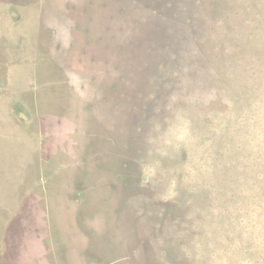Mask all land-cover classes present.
Masks as SVG:
<instances>
[{
	"label": "rangeland",
	"instance_id": "obj_1",
	"mask_svg": "<svg viewBox=\"0 0 264 264\" xmlns=\"http://www.w3.org/2000/svg\"><path fill=\"white\" fill-rule=\"evenodd\" d=\"M6 1L23 26L0 41V264L64 263L21 230L32 214L9 244L48 182L65 263L264 264V0Z\"/></svg>",
	"mask_w": 264,
	"mask_h": 264
},
{
	"label": "water",
	"instance_id": "obj_2",
	"mask_svg": "<svg viewBox=\"0 0 264 264\" xmlns=\"http://www.w3.org/2000/svg\"><path fill=\"white\" fill-rule=\"evenodd\" d=\"M66 1L67 0H48V1H46V3H43L44 4L43 9H45V10L53 9L52 12H55L58 5H61V4L63 5ZM52 21L54 23H52ZM64 22H66V21H64ZM41 23L45 26H48L49 23H50V25H56V26H59L60 24L61 25L65 24V23L59 22L58 18L56 17V14L54 15V17H44V20L41 19ZM37 68L39 70H41L42 65L38 64ZM33 93L35 95L34 102H32V103H35L33 106V109L36 108L39 111V114H40V112H43V114H45L48 107L50 106V104L48 103L50 101H48L46 103L43 102L42 96H40L38 88H37V90H35L31 93V96L33 95ZM36 93H38V95ZM78 95L79 94L75 95V98L73 99V100H75V102L74 101L72 102L73 105H74V103L79 105V103L81 102V99ZM50 96H51V92H49L48 98ZM40 116H43V115L40 114ZM30 165H31V163L27 166V171L30 168ZM56 186H57L56 184H54L52 182H48L46 187L44 185L43 187L41 186L39 189H35L34 191H32L30 193V196L28 197L27 205L29 206V208L26 210H23L25 205L23 206V208H22L23 212H22V214H20V219H19V222H22L24 220V217H23L24 212L34 215L33 220L27 219L20 224L22 226L21 230L23 228L25 229L29 226H32V227L37 226L38 227L37 231L42 232L43 235H46L47 238L49 237L47 244H48V246H50L51 249L58 248L59 247L58 245H60V244H62L63 246L67 245V243L64 242V238L62 240V235L65 236V233H63V234L61 233V230H62L61 223L58 224V219L60 221L61 220L60 217H62V215L59 213V211H57L56 209H53L51 207L50 202L52 201V197L49 194H47V192L53 193ZM56 221H57V223H56ZM16 223H18V222L17 221L13 222L12 227L14 228V230L13 229L11 230L13 234H11L12 238L10 237L11 239L9 240V244L11 245L10 247L14 246L15 249H16V245L18 246V243H19L18 241L15 242V240L17 239V232L16 231H18V230L20 231V225L17 226ZM55 226L59 227V230L61 233V237H59L58 242L55 240H53V241L50 240V235L53 233ZM31 229L32 228H30V230ZM40 245L42 247L43 244H40ZM67 246H68L67 256H65V257H70L72 255V252H73L72 251L73 246H71V248H70L69 244ZM71 258H72V256H71ZM42 264H45V263H42ZM62 264H72V263H65L64 262Z\"/></svg>",
	"mask_w": 264,
	"mask_h": 264
},
{
	"label": "trees",
	"instance_id": "obj_3",
	"mask_svg": "<svg viewBox=\"0 0 264 264\" xmlns=\"http://www.w3.org/2000/svg\"><path fill=\"white\" fill-rule=\"evenodd\" d=\"M93 0H67L63 5H65V4H67L66 6L68 7V9H71V11L73 12L77 7H78V5L80 6L79 8H84L85 7V11L86 12H88L87 10L89 9V5H90V3L92 2ZM104 1V0H103ZM106 1V0H105ZM108 1L109 0H107V4L104 2V4H103V7L104 6H106L105 8H107L108 7ZM126 1H128V0H125V3H126ZM123 4V0H116V4H117V7H119V8H117L118 9V15L121 17V18H123L124 16H126V17H128V15L130 14V12H128V9L126 8V4ZM149 4V3H148ZM58 5V4H57ZM151 5V6H150ZM59 6V5H58ZM86 8H88V9H86ZM151 8H152V4H149V5H147V6H145V9L146 10H151ZM74 9V10H73ZM160 8H157V11L159 10ZM66 11V10H65ZM69 11V10H68ZM85 12V13H86ZM135 12H136V15L138 14V10L136 9V7H135ZM81 13H82V11H81ZM116 13V12H115ZM85 15H87V14H85ZM116 15V14H115ZM134 15V14H133ZM113 17H114V15L113 14H110V17H109V20H110V22H108V23H106V28L107 29H109V28H111V25L113 24V22H112V19H113ZM116 17H117V15H116ZM135 17V16H134ZM130 19H132L133 18V16H131V17H129ZM123 20V19H122ZM117 21V20H116ZM136 23H138V22H136ZM135 23V24H136ZM110 24V25H109ZM163 28H164V26H163V24L162 23H160V24H157L155 27H154V30L155 31H158V33H159V29L162 31L163 30ZM117 29H119L120 31L123 29V27H121V26H118L117 28H115V30H116V32H117ZM149 35V34H148ZM113 42L114 41H112V43H110V44H108V43H106V45H108V47H107V50H109L110 49V47L113 45ZM24 206V205H23ZM23 206H21V205H18L17 207H16V209H15V211H14V215L13 214H11V215H13V216H11V218H10V221L11 222H13V221H17V222H19V219H20V214H22V208H23ZM29 228H32L31 230L32 231H34V232H37V230H38V227L37 226H30ZM54 236H55V238H54V240L55 241H57L58 242V239H59V236H60V230H59V227H56L55 226V228H54V231H53V233H52ZM47 244H45V248H47ZM59 247H58V251H59V256H60V259L63 261V262H65V256H67V250H68V246L67 245H62V244H60V245H58ZM66 248V249H65ZM65 249V250H64ZM51 260H52V258H51ZM53 262V261H52ZM16 264V263H15ZM40 264H42V263H40ZM47 264H62V263H47Z\"/></svg>",
	"mask_w": 264,
	"mask_h": 264
},
{
	"label": "flooded vegetation",
	"instance_id": "obj_4",
	"mask_svg": "<svg viewBox=\"0 0 264 264\" xmlns=\"http://www.w3.org/2000/svg\"><path fill=\"white\" fill-rule=\"evenodd\" d=\"M35 2L37 3L39 8H41L42 7V3H44L42 0H35ZM36 3H34V4H36ZM0 4H4V7H8L9 2L6 1V4H5V2H3V3L0 2ZM37 23H38V31H36V29H33V31L29 32L30 35H31L30 39L34 41V45H35L34 51H36V49L39 47V42L42 41V38H43L42 37V31L45 29L44 25L42 24L43 22L41 23V20H39ZM22 24H23L22 21L21 22H12V21L8 20L7 16H5V20H3V21L0 20V36L5 35V37H7V41H6L5 37H3V36L0 37L1 38L0 41H2V39L4 40L3 41L4 42V46H3V49H2L3 51L6 50V49L9 50V48H7L9 46L8 39H11L10 38L11 32L9 31L10 30L9 28L11 26H14V28L16 29V28L22 27L23 26ZM35 27H36V25H35ZM30 30H31V28H30ZM39 32H40V34H39V36H37V34ZM85 44H87V43L85 42ZM70 45H72L71 47H74L75 46V42L72 41L71 44L68 43L67 49H69ZM42 47H43V44H42L41 48ZM0 53H1V51H0Z\"/></svg>",
	"mask_w": 264,
	"mask_h": 264
}]
</instances>
